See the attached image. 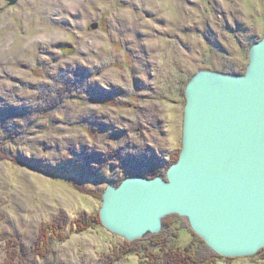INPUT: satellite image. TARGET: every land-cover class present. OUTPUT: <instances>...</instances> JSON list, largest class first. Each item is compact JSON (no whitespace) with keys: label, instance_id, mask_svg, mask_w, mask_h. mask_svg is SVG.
Listing matches in <instances>:
<instances>
[{"label":"rangeland","instance_id":"1","mask_svg":"<svg viewBox=\"0 0 264 264\" xmlns=\"http://www.w3.org/2000/svg\"><path fill=\"white\" fill-rule=\"evenodd\" d=\"M263 36L264 0H0V264H139L157 241L264 264V248L216 253L179 214L130 241L99 212L108 184L166 176L191 77L245 73Z\"/></svg>","mask_w":264,"mask_h":264},{"label":"water","instance_id":"2","mask_svg":"<svg viewBox=\"0 0 264 264\" xmlns=\"http://www.w3.org/2000/svg\"><path fill=\"white\" fill-rule=\"evenodd\" d=\"M185 97L177 161L166 176L108 184L101 221L132 241L159 232L175 213L216 253L253 255L264 248V36L245 73L201 69Z\"/></svg>","mask_w":264,"mask_h":264},{"label":"trees","instance_id":"3","mask_svg":"<svg viewBox=\"0 0 264 264\" xmlns=\"http://www.w3.org/2000/svg\"><path fill=\"white\" fill-rule=\"evenodd\" d=\"M179 154L174 157L173 162L177 161ZM172 162V163H173ZM156 175H161V173L159 172L158 169H152L150 171V176H156ZM168 241V240H167ZM199 241H202L205 245H207L205 243V241L199 237ZM164 242V241H163ZM157 243V244H156ZM156 244V245H155ZM166 245H168L167 242L163 243ZM149 246V245H148ZM155 246H157L158 248H161V250L163 249L162 252L157 253L154 251V249L151 250V252L149 251L148 253V257L151 256V259H141L139 264H207L208 263V259L206 258H202L199 259L197 257L198 252L194 251V244H189L187 246H184V249H179V248H175L174 246H169V247H164L160 241L155 242L152 247L155 248ZM181 247V246H180ZM129 250H134L135 253L137 252H142L144 250V252L146 251L145 249H141V248H131ZM129 252H126V254Z\"/></svg>","mask_w":264,"mask_h":264},{"label":"bare ground","instance_id":"4","mask_svg":"<svg viewBox=\"0 0 264 264\" xmlns=\"http://www.w3.org/2000/svg\"><path fill=\"white\" fill-rule=\"evenodd\" d=\"M111 93V92H110ZM106 97V96H105ZM133 99H134V97H133ZM131 126V125H130ZM109 136V135H108ZM27 158V157H26ZM158 240V239H157ZM154 241V240H153ZM153 243V242H152Z\"/></svg>","mask_w":264,"mask_h":264}]
</instances>
